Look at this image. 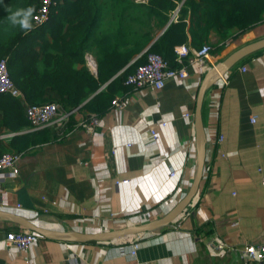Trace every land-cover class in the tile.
<instances>
[{"label":"crops","instance_id":"obj_1","mask_svg":"<svg viewBox=\"0 0 264 264\" xmlns=\"http://www.w3.org/2000/svg\"><path fill=\"white\" fill-rule=\"evenodd\" d=\"M99 1L104 9L86 52L94 75H98L100 50L94 39L109 35L112 48L121 53L134 47V30L121 26L117 5ZM205 11L202 7L196 16H204ZM177 19L178 9L170 13V22ZM170 22L158 27V21H153V39L143 51ZM191 25L189 12L184 43L192 49L184 62L189 76L168 79L158 91L126 86L116 95L123 98V106L112 105L92 129L81 124L90 120L89 111L83 109L88 100L69 111L64 123L59 116L41 128L16 132L0 116L1 153L16 151L11 146L15 135L35 133L38 140L15 167L0 171V210L49 230L85 234L150 223L171 211L188 193L195 176L194 122L200 85L212 67L264 38V21L226 40L211 29L205 43L213 51L204 67L195 59L200 43L193 42ZM46 37L53 41L49 32ZM245 58L224 75L227 85L220 78L205 94L204 176L193 203L172 225L117 243L41 236L30 249L21 250L16 245L8 247L6 236L22 227L0 218V264H264L243 256L248 243H264V49ZM244 65L246 72L240 70ZM16 99L24 107L23 100ZM252 115L258 116L256 123L251 122ZM152 128L157 130L154 138ZM219 134L225 137L221 146L216 145ZM80 160L89 163L80 164ZM136 239L139 249L134 257L128 247Z\"/></svg>","mask_w":264,"mask_h":264},{"label":"trees","instance_id":"obj_2","mask_svg":"<svg viewBox=\"0 0 264 264\" xmlns=\"http://www.w3.org/2000/svg\"><path fill=\"white\" fill-rule=\"evenodd\" d=\"M56 1L50 19L35 28L33 15L38 0H0V59L7 58L10 76L30 104L59 102L71 111L88 100L83 105L90 113L87 120L105 115L117 93L127 86L128 75L145 61L143 50L153 39L154 20L158 21L155 26L165 25L170 22V13L178 9L177 21H171L148 48L162 54L174 68L183 64L177 60L175 48L187 41L189 12L192 40L200 43L197 50L207 41L211 29L217 31L221 40H226L264 21V0H200L199 4L184 0L180 8L183 0H148L147 3L111 0L119 9L121 26H131L134 30V47L121 53L112 48L109 35L94 39L100 47L98 75H94L87 65L86 52L93 43L92 33L105 4L99 0ZM202 7L205 15L196 16ZM47 32L52 42L46 37ZM222 47L217 46L216 50ZM137 54L140 56L130 64ZM0 116L13 131L32 127L20 100L8 94L0 93ZM34 135L29 132L15 135L11 146L22 155L38 141Z\"/></svg>","mask_w":264,"mask_h":264},{"label":"built area","instance_id":"obj_3","mask_svg":"<svg viewBox=\"0 0 264 264\" xmlns=\"http://www.w3.org/2000/svg\"><path fill=\"white\" fill-rule=\"evenodd\" d=\"M38 1V8L33 15V26L35 28L44 25L50 19L53 9L57 5L56 0ZM175 50L177 54V60L183 63L181 67H171L169 60H167L162 54L155 51H148L147 49L145 61L142 64L138 65L133 73L128 75L125 84L127 86H132L137 90L149 89L158 91L165 87L166 81L168 79H186L189 76V71L184 62L189 59L192 53V49L188 44H182L180 46H177ZM212 51L213 46L211 44H203L202 47L195 53L196 61L204 67L207 66ZM240 70L246 72L248 68L246 65H244L241 66ZM221 79L225 85L228 84V80L224 78V76ZM0 93L8 94L12 97L20 98L23 100L25 113L33 128L44 127L51 123L53 119L59 116L61 117V122L63 123L68 118L69 111H67L59 102L30 104L27 101L23 90L11 78L7 58L0 59ZM123 104L124 100L121 96H116L112 101V105L117 108H121ZM187 115L191 116V114ZM257 120L258 116L252 115L251 122L256 123ZM99 122L100 117L94 116L89 121H83L81 124L84 127L92 129L93 126L98 125ZM160 124L162 126H165L166 122H161ZM151 134L153 138L156 136V128L151 129ZM224 138L225 137L223 134H219L216 140V145L221 146ZM112 150H114V148ZM221 155L223 157H226L227 153H224L222 151ZM20 157L21 154H18L16 152H3L0 155V171L15 167ZM79 163L87 165L89 161L80 160ZM260 171L263 172V169L260 168ZM120 183L121 181L117 179L115 185L118 187ZM40 238L41 235L36 232L30 231L25 228H19L7 232L6 245L8 247L16 245L21 250H28L33 245H35V243ZM137 240L138 239L133 240L128 247V252L134 257L137 255V251L139 249V243ZM219 247L223 248L224 245L220 244ZM243 256L247 259H251L257 262H264V243H248L244 247Z\"/></svg>","mask_w":264,"mask_h":264},{"label":"water","instance_id":"obj_4","mask_svg":"<svg viewBox=\"0 0 264 264\" xmlns=\"http://www.w3.org/2000/svg\"><path fill=\"white\" fill-rule=\"evenodd\" d=\"M264 49V38L249 43L230 54L226 59L221 61L215 67H212L205 76L199 87L195 107V146L197 154V165L195 176L188 193L183 199L162 218L145 224H130L123 228L103 231L98 233H79L73 231H55L38 226L30 219L11 212L0 210V218L11 220L20 227L36 232L42 237L59 239L68 242H102L117 243L127 241L133 237L143 235L145 233L155 232L162 228L169 227L177 220L186 209L193 203L199 193L201 182L204 176L206 159H207V130L205 126L203 107L206 92L214 85V83L222 78L228 70L232 69L245 57Z\"/></svg>","mask_w":264,"mask_h":264}]
</instances>
